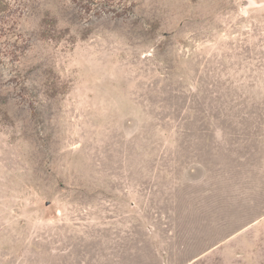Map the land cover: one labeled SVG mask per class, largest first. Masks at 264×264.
I'll return each instance as SVG.
<instances>
[{
	"label": "rangeland",
	"instance_id": "obj_1",
	"mask_svg": "<svg viewBox=\"0 0 264 264\" xmlns=\"http://www.w3.org/2000/svg\"><path fill=\"white\" fill-rule=\"evenodd\" d=\"M0 264H264V0H0Z\"/></svg>",
	"mask_w": 264,
	"mask_h": 264
}]
</instances>
